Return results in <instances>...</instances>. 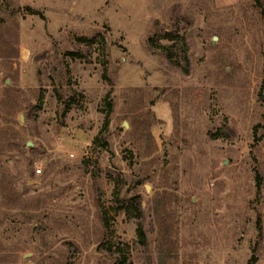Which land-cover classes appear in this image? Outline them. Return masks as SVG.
Segmentation results:
<instances>
[{
  "label": "rangeland",
  "instance_id": "rangeland-1",
  "mask_svg": "<svg viewBox=\"0 0 264 264\" xmlns=\"http://www.w3.org/2000/svg\"><path fill=\"white\" fill-rule=\"evenodd\" d=\"M262 11L0 0V264H264Z\"/></svg>",
  "mask_w": 264,
  "mask_h": 264
},
{
  "label": "trees",
  "instance_id": "trees-1",
  "mask_svg": "<svg viewBox=\"0 0 264 264\" xmlns=\"http://www.w3.org/2000/svg\"><path fill=\"white\" fill-rule=\"evenodd\" d=\"M262 12H263V16H264V11H262ZM104 122H105L104 125H106L108 123L107 117L105 118V121ZM138 235L143 240V238H144V232H143V229H142L141 225L138 226ZM126 262H127L126 256L125 255H122V259H121V263L120 264H126Z\"/></svg>",
  "mask_w": 264,
  "mask_h": 264
},
{
  "label": "built area",
  "instance_id": "built-area-1",
  "mask_svg": "<svg viewBox=\"0 0 264 264\" xmlns=\"http://www.w3.org/2000/svg\"><path fill=\"white\" fill-rule=\"evenodd\" d=\"M37 172H39L40 170L39 169H36Z\"/></svg>",
  "mask_w": 264,
  "mask_h": 264
},
{
  "label": "water",
  "instance_id": "water-1",
  "mask_svg": "<svg viewBox=\"0 0 264 264\" xmlns=\"http://www.w3.org/2000/svg\"><path fill=\"white\" fill-rule=\"evenodd\" d=\"M146 190L148 191V188L146 187Z\"/></svg>",
  "mask_w": 264,
  "mask_h": 264
}]
</instances>
